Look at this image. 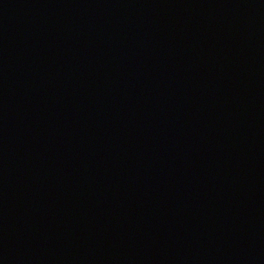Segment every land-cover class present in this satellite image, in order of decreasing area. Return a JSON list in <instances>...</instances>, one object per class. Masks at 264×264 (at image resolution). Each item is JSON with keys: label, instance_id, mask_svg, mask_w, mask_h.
Listing matches in <instances>:
<instances>
[{"label": "water", "instance_id": "water-1", "mask_svg": "<svg viewBox=\"0 0 264 264\" xmlns=\"http://www.w3.org/2000/svg\"><path fill=\"white\" fill-rule=\"evenodd\" d=\"M0 264H264V0H0Z\"/></svg>", "mask_w": 264, "mask_h": 264}]
</instances>
